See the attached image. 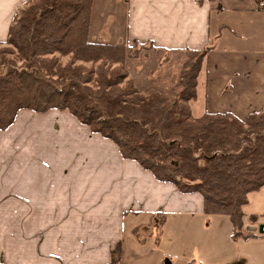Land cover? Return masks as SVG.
<instances>
[{
	"label": "crops",
	"instance_id": "1",
	"mask_svg": "<svg viewBox=\"0 0 264 264\" xmlns=\"http://www.w3.org/2000/svg\"><path fill=\"white\" fill-rule=\"evenodd\" d=\"M27 1L0 0V43ZM89 38L144 46L126 59L141 92L177 88L183 65L208 49L193 116L264 109V0H94ZM204 209L200 193L124 159L68 110L24 109L0 130V264H124L137 245L157 247L163 233L151 229L162 217ZM242 210L244 236L230 251H198L183 264H264V186Z\"/></svg>",
	"mask_w": 264,
	"mask_h": 264
},
{
	"label": "trees",
	"instance_id": "2",
	"mask_svg": "<svg viewBox=\"0 0 264 264\" xmlns=\"http://www.w3.org/2000/svg\"><path fill=\"white\" fill-rule=\"evenodd\" d=\"M93 4L28 0L15 15L0 43L12 48L0 56L13 54L23 66L10 62L15 68L0 70V130L24 109L68 110L114 141L124 159L183 193H200L205 213L227 215L233 237L244 236L242 208L248 194L264 186V109L245 119L230 112L193 116L189 104L197 99L208 49L183 65L177 88L141 92L124 68L132 49L90 40ZM65 56L71 57L63 64ZM3 58L0 65L8 63Z\"/></svg>",
	"mask_w": 264,
	"mask_h": 264
},
{
	"label": "rangeland",
	"instance_id": "3",
	"mask_svg": "<svg viewBox=\"0 0 264 264\" xmlns=\"http://www.w3.org/2000/svg\"><path fill=\"white\" fill-rule=\"evenodd\" d=\"M25 6L26 3L21 9ZM11 48L0 44V52ZM131 49V55L127 58L136 59L137 53L134 54V52L137 48ZM56 55L58 56V54ZM195 56L196 54L188 61L194 59ZM0 57H4L3 59H7L9 63L0 65L1 71L15 68L10 62H15L17 68L23 66V62L17 60L13 54H5ZM70 57H60V60L63 64H66L70 61ZM75 64L83 65L86 69H94L97 66V64L81 61H76ZM124 68L126 73L129 74L126 63ZM127 231L126 235H129L131 228H127ZM151 231L154 233L162 231L161 233H163L157 247L152 246L151 243L147 245L148 248L137 245V259L135 260L127 251L128 259L124 258V264H171V256H175L174 262L178 261L176 264H183L184 261L189 262L192 255L196 256L198 251H230L232 242L239 239L233 237L232 223L229 217L224 214L204 213L199 215L190 213L188 216L184 213L169 215L162 217V221L158 225H152ZM164 257L165 259H162Z\"/></svg>",
	"mask_w": 264,
	"mask_h": 264
},
{
	"label": "water",
	"instance_id": "4",
	"mask_svg": "<svg viewBox=\"0 0 264 264\" xmlns=\"http://www.w3.org/2000/svg\"><path fill=\"white\" fill-rule=\"evenodd\" d=\"M259 232L264 234V223L259 225Z\"/></svg>",
	"mask_w": 264,
	"mask_h": 264
}]
</instances>
